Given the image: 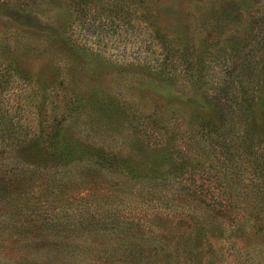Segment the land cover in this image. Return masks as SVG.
Returning <instances> with one entry per match:
<instances>
[{"label":"rangeland","instance_id":"1","mask_svg":"<svg viewBox=\"0 0 264 264\" xmlns=\"http://www.w3.org/2000/svg\"><path fill=\"white\" fill-rule=\"evenodd\" d=\"M0 264H264V0H0Z\"/></svg>","mask_w":264,"mask_h":264},{"label":"trees","instance_id":"2","mask_svg":"<svg viewBox=\"0 0 264 264\" xmlns=\"http://www.w3.org/2000/svg\"><path fill=\"white\" fill-rule=\"evenodd\" d=\"M101 165H103V166H104V163H101Z\"/></svg>","mask_w":264,"mask_h":264}]
</instances>
